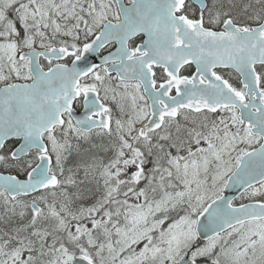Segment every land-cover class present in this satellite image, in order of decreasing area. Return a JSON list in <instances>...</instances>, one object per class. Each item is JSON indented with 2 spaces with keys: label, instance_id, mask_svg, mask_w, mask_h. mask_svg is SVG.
<instances>
[{
  "label": "snow or ice",
  "instance_id": "snow-or-ice-1",
  "mask_svg": "<svg viewBox=\"0 0 264 264\" xmlns=\"http://www.w3.org/2000/svg\"><path fill=\"white\" fill-rule=\"evenodd\" d=\"M0 264H264V0H0Z\"/></svg>",
  "mask_w": 264,
  "mask_h": 264
},
{
  "label": "water",
  "instance_id": "water-1",
  "mask_svg": "<svg viewBox=\"0 0 264 264\" xmlns=\"http://www.w3.org/2000/svg\"><path fill=\"white\" fill-rule=\"evenodd\" d=\"M226 195H229L230 197L233 195L239 196V192L235 189H229L226 193Z\"/></svg>",
  "mask_w": 264,
  "mask_h": 264
},
{
  "label": "flooded vegetation",
  "instance_id": "flooded-vegetation-1",
  "mask_svg": "<svg viewBox=\"0 0 264 264\" xmlns=\"http://www.w3.org/2000/svg\"><path fill=\"white\" fill-rule=\"evenodd\" d=\"M124 3H126V4H127V3H128V0H124ZM245 202H247V201H245Z\"/></svg>",
  "mask_w": 264,
  "mask_h": 264
}]
</instances>
